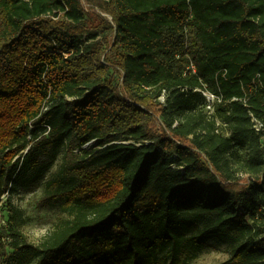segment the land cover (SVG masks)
I'll list each match as a JSON object with an SVG mask.
<instances>
[{
  "label": "trees",
  "instance_id": "1",
  "mask_svg": "<svg viewBox=\"0 0 264 264\" xmlns=\"http://www.w3.org/2000/svg\"><path fill=\"white\" fill-rule=\"evenodd\" d=\"M95 1L0 0V197L64 149L71 218L35 246L3 203L0 264H264V0Z\"/></svg>",
  "mask_w": 264,
  "mask_h": 264
},
{
  "label": "rangeland",
  "instance_id": "2",
  "mask_svg": "<svg viewBox=\"0 0 264 264\" xmlns=\"http://www.w3.org/2000/svg\"><path fill=\"white\" fill-rule=\"evenodd\" d=\"M80 1L83 8L88 12L91 20H93L96 15H101L108 21H111L109 16L100 11L95 0ZM164 98L165 96L163 93L159 99L163 101ZM216 104L217 102L214 101V107L211 112H209L205 107L204 111L207 114H213ZM218 126L220 134L226 137L230 136V131L227 125L218 121ZM117 142L124 143L125 141L123 139H118ZM98 150H100L98 142L91 141L86 143L80 151L77 150L75 153L83 156ZM63 153L64 149L61 150V153L54 165L44 175L43 181L38 188L30 190L25 188V186L19 182L12 188L9 186L7 190H5V193L0 197V228L4 226V222L7 219L5 210L7 207L3 208L2 206L3 203L5 206V202L22 213L20 231L27 238L28 242L35 246L40 245L48 237V235L53 232L55 226L59 222L71 219L68 214L62 212L58 209V207H50L42 203V199L45 195V185L57 174L60 165L62 164ZM239 153L243 154L241 151H239ZM228 252L229 247L227 245L211 242L208 244L205 251L189 264H222L228 259Z\"/></svg>",
  "mask_w": 264,
  "mask_h": 264
},
{
  "label": "built area",
  "instance_id": "3",
  "mask_svg": "<svg viewBox=\"0 0 264 264\" xmlns=\"http://www.w3.org/2000/svg\"><path fill=\"white\" fill-rule=\"evenodd\" d=\"M203 95L206 98L205 108L209 112H211L213 110V104H214V101L216 100V98H215V96L210 95L208 93H203ZM252 123H253V128L256 132L264 134V126L261 122L255 120V119H252Z\"/></svg>",
  "mask_w": 264,
  "mask_h": 264
}]
</instances>
